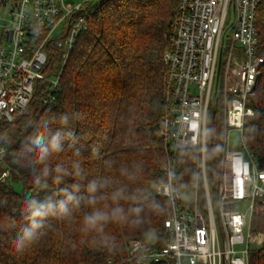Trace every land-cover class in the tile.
<instances>
[{
    "label": "trees",
    "instance_id": "16d2710c",
    "mask_svg": "<svg viewBox=\"0 0 264 264\" xmlns=\"http://www.w3.org/2000/svg\"><path fill=\"white\" fill-rule=\"evenodd\" d=\"M17 1L0 0V8ZM179 1L104 2L65 63L54 51L51 74L60 76L53 103L41 105L49 86L44 83L27 114L0 125L10 168L8 180L0 182V264H156L129 260V245L146 241L152 252L169 241L164 225L169 201L155 190L165 181L167 156L159 134L166 99L163 58ZM256 29L258 56L264 58V3ZM248 104L255 115L246 119L243 138L264 170V68ZM58 133L59 147L53 149L49 142ZM224 133L219 103L208 124L211 188L221 174ZM37 137H43L47 153L35 145ZM180 157L182 177L195 179V152ZM31 198L63 201L67 211L57 204L17 250V238L31 223L25 211ZM96 213L106 218L85 223ZM252 230L264 236V212L253 216ZM250 264H264V241L251 252Z\"/></svg>",
    "mask_w": 264,
    "mask_h": 264
},
{
    "label": "built area",
    "instance_id": "2783aa9c",
    "mask_svg": "<svg viewBox=\"0 0 264 264\" xmlns=\"http://www.w3.org/2000/svg\"><path fill=\"white\" fill-rule=\"evenodd\" d=\"M109 0H18L2 29L0 47V125L27 114L47 83L41 105L53 103L59 74H51L54 51L65 61L78 37L88 30L96 9ZM264 0H180L173 17L166 66V99L159 134L167 163L165 181L155 193L169 201L165 229L169 241L149 252V243L129 245V260L166 264H250L252 245L262 234L252 230L253 216L264 212V170L243 138L246 119L255 112L249 100L264 68L258 56L256 15ZM64 24L58 37L54 34ZM224 109V151L215 188L208 181L206 150L212 109ZM240 134L229 149V131ZM195 152L194 188L181 199V154ZM8 148L0 145V182L10 177ZM249 201L247 216L239 203ZM239 248V249H238Z\"/></svg>",
    "mask_w": 264,
    "mask_h": 264
},
{
    "label": "clouds",
    "instance_id": "9594fccd",
    "mask_svg": "<svg viewBox=\"0 0 264 264\" xmlns=\"http://www.w3.org/2000/svg\"><path fill=\"white\" fill-rule=\"evenodd\" d=\"M63 119V118H62ZM35 145L40 149L42 154L48 152V146H46L43 142V137H37L34 141ZM50 146L55 149L59 147V133L52 137L49 142ZM39 183V181H37ZM59 204V206L67 211V208L63 201L54 202L52 200H44L40 201L34 198L26 200L25 211L27 213V219L31 222L29 227L23 229V233L20 237L17 238L16 247L17 250L23 248L26 241H30L34 235L35 230L40 227V224L37 223L38 219H42L47 216L51 210H54ZM103 215L100 213H96L95 215L85 217V223L95 224L98 220L105 219Z\"/></svg>",
    "mask_w": 264,
    "mask_h": 264
},
{
    "label": "rangeland",
    "instance_id": "374dc122",
    "mask_svg": "<svg viewBox=\"0 0 264 264\" xmlns=\"http://www.w3.org/2000/svg\"><path fill=\"white\" fill-rule=\"evenodd\" d=\"M85 0H67L68 4H71L73 6L79 5L81 3H83ZM10 11H11V5L7 4L6 6L0 8V35L2 32L3 27L7 24V21L10 18ZM64 24H62L57 31L55 32L54 36L58 37L60 35V33L62 32V28H63ZM36 107L33 108V110ZM239 142H240V134L236 131H229V149L233 148V147H239ZM194 179L189 177V176H181V179H179V183L180 186L182 188L181 191V199L183 201H187L189 202L191 199V192L192 189L194 188ZM16 190H18L19 192L21 191V186L18 185H14ZM250 202L249 201H244L239 203V211L243 214H245L247 216V221L250 220V215L248 214V208H249ZM150 242H153V237L149 236L148 237ZM253 249L257 248L256 245H252ZM239 249V248H238Z\"/></svg>",
    "mask_w": 264,
    "mask_h": 264
}]
</instances>
